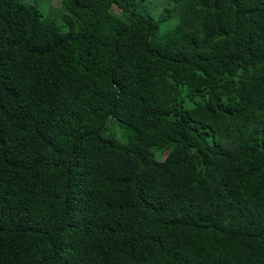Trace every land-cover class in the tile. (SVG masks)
<instances>
[{"label": "trees", "instance_id": "obj_1", "mask_svg": "<svg viewBox=\"0 0 264 264\" xmlns=\"http://www.w3.org/2000/svg\"><path fill=\"white\" fill-rule=\"evenodd\" d=\"M148 1L0 0V264H264V0Z\"/></svg>", "mask_w": 264, "mask_h": 264}, {"label": "rangeland", "instance_id": "obj_2", "mask_svg": "<svg viewBox=\"0 0 264 264\" xmlns=\"http://www.w3.org/2000/svg\"><path fill=\"white\" fill-rule=\"evenodd\" d=\"M34 5L37 7V9L42 14L43 18H47L49 16H62L63 12L59 11L60 9V1L61 0H34ZM166 6L164 5V2L161 0H151L148 1L146 4L147 12L152 17H159L162 8ZM112 10L115 14L119 13V10L112 6ZM57 27L62 30L59 23H57ZM107 129L108 133L114 137V139L118 143H125L127 141V134L125 133V129L121 127V125L116 122L114 119L110 118L107 120ZM155 157L158 158V152H155Z\"/></svg>", "mask_w": 264, "mask_h": 264}]
</instances>
